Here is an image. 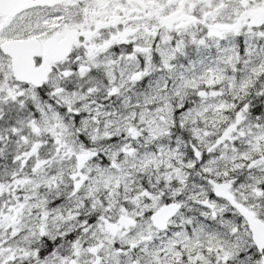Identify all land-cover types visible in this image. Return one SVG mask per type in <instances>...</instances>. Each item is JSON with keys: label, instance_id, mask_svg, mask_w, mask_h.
I'll return each mask as SVG.
<instances>
[{"label": "snow or ice", "instance_id": "6c2138e0", "mask_svg": "<svg viewBox=\"0 0 264 264\" xmlns=\"http://www.w3.org/2000/svg\"><path fill=\"white\" fill-rule=\"evenodd\" d=\"M0 264H264V0H0Z\"/></svg>", "mask_w": 264, "mask_h": 264}]
</instances>
